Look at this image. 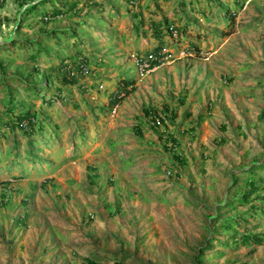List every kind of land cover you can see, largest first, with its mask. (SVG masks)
<instances>
[{
  "label": "rangeland",
  "instance_id": "obj_1",
  "mask_svg": "<svg viewBox=\"0 0 264 264\" xmlns=\"http://www.w3.org/2000/svg\"><path fill=\"white\" fill-rule=\"evenodd\" d=\"M110 1L118 7L119 2ZM242 1L219 0L218 10H238ZM3 3L0 44L15 29L19 12L18 0ZM244 5L229 35H222L226 41L199 40L201 57L174 55V60L139 78L144 84L124 100L115 126L100 133L98 154L85 152L78 165L68 156L69 151L75 154L82 148L83 152L74 135L83 133L77 125L94 142L98 132L92 136L91 128L100 121L90 115V106L109 114L105 97L88 81L100 86L112 79L106 73L95 75L91 66L101 60L106 64L104 72L114 74L119 69L120 74H128L131 59L135 63L133 53L110 57L122 53L119 37L126 22L111 20L112 10L106 4L109 11L104 14L81 6L78 16L68 14L49 22L31 18L24 23L27 29L21 35L32 40L49 30L74 28L81 41L74 49L82 56L86 53L91 73L82 75L76 59L72 85L64 87L62 98L52 107H42L40 99H29L21 81L60 87L63 75H49L43 59V71L37 72L20 57L11 61L9 53L0 54L5 67L0 70V115L8 96L2 80L17 78L7 81L16 99L35 111L44 108L43 121L52 124L45 135L54 134L56 139L51 147L42 146V158L53 163L57 178L66 184L40 183L46 175L43 166L25 160L26 177L15 180L10 171L14 154L20 151L24 156L31 145L38 160L41 141L19 129L0 139V264H264V245L236 249L231 233L219 226L227 218L264 209L259 200L250 204L235 200L249 190L248 172L243 169L264 164V0ZM200 20L203 26L204 19ZM205 28L220 33L217 26ZM106 40L113 42L107 46ZM71 48L61 47L59 52L68 56ZM73 81H77L74 87ZM79 83H87L92 93L84 92ZM40 91L55 95L53 90ZM166 108L177 114L172 121L165 116ZM145 109L163 114L166 121L154 125ZM174 139L177 151L171 148ZM174 152L179 161L172 157ZM67 161L69 167L63 164ZM234 178L243 181L233 182ZM259 188L251 199L264 194V185ZM263 218V228L256 233L264 231Z\"/></svg>",
  "mask_w": 264,
  "mask_h": 264
},
{
  "label": "trees",
  "instance_id": "obj_2",
  "mask_svg": "<svg viewBox=\"0 0 264 264\" xmlns=\"http://www.w3.org/2000/svg\"><path fill=\"white\" fill-rule=\"evenodd\" d=\"M5 0H0V6H2ZM115 0H112V2ZM117 1H138V0H117ZM203 1V0H201ZM237 2H240L242 0H234ZM213 2V3H212ZM247 2V0L242 1V5L238 10L231 8L222 9V11H219L218 13H215L216 9H219L218 5L221 4L219 0H208V5L205 9L199 10L200 13L204 15V17H207L206 20L208 23L212 25L217 26H224L228 33L231 32L233 28V24L235 22V19L238 17L239 11L243 9L244 4ZM47 3H49V7H47ZM211 3V4H210ZM19 4V12L18 17L21 16L19 19L15 20V29L12 31L10 35L5 37V40L2 44H0V54H6L9 53L11 55V61H15L19 57L21 59H24V62H27L31 65H33L34 70L37 72H42L41 70V64L40 61L43 59L44 65L47 66L45 68L46 72L49 75L56 74L61 76L63 75V83L56 87H51L48 85H30L29 82L26 80H22V87L25 90V92L28 93L29 99L31 101H35V99H40V103L42 107L44 105H47L48 107H52L55 103V100H58L59 98H62V88L65 85H72L71 78H73L72 72L75 67V62L73 60H70L69 56L61 55L59 50L61 47H73L77 48L80 46L81 41L78 39L80 37V34L74 29H55V30H49L41 35V37L37 40H32L29 38L23 37L22 31L27 29L24 26V23H26L31 18L39 19L42 22H49L51 20L60 18V17H66L68 14H72L74 16H78L81 14V4L83 7H90V8H97V12L103 13L105 5L109 4L110 9L113 11L114 15H116V12L118 11V8L114 7V5L111 4L110 0H66L65 2L59 0L58 2L53 3V0H18ZM215 7H214V5ZM223 6V4H222ZM180 9L184 10L185 8V2L180 3ZM156 8L159 9V6L156 5ZM222 8V7H220ZM179 9V10H180ZM161 10V9H159ZM193 11H196L195 8H192ZM93 11V10H90ZM218 12V10H217ZM216 14H218L216 16ZM201 15V14H200ZM211 15L212 17H208ZM89 17V16H87ZM216 17V19H215ZM79 19V18H78ZM142 23V24H141ZM84 25H87L84 23ZM135 26H141L144 27V20H140V22ZM151 29L154 33H156L157 36H160L162 40L166 39L168 41H171L170 43L167 42H161V44L156 48V50L153 52L155 56L161 58V57H169L173 53H175L170 46L174 43H177L178 46L184 43V47L180 51H185L188 54L196 55L197 57H201L203 50L198 44V41L201 39L200 36H197L195 38L190 35L191 30L194 29L191 23L179 24V21L172 20L170 22L169 19H165L160 21L159 23L154 22L151 25ZM1 30V28H0ZM189 38L191 40H189ZM53 45H56V48L52 47ZM175 45V44H174ZM167 49H171L169 53L163 54V52ZM76 53H78L76 51ZM79 55V66L80 70L82 66H87L89 60L84 57V55ZM148 59H151L152 54H149L146 56ZM159 66V63L155 62L153 66ZM0 70H5V67L0 64ZM55 75V76H56ZM44 77H48L44 73ZM7 77L3 73V79H6ZM8 79H16L17 78H7V80H2L3 85L6 87L7 90V98L4 102V111L2 115H0V139L7 137L8 132H12L15 130H20L22 132L28 133L30 136H38L40 139V143L38 146V153L40 154L39 159L37 160V155L34 154L35 147L30 145V148H28L23 154L21 155L20 151H17L14 154V157L12 158L11 165L13 171L12 174L15 179H24L26 177L24 168L22 166L23 161H30L33 166H51V161L44 160L45 155L43 154V150L41 148H49L53 145L55 137L50 136L48 134L45 135L46 128L50 127L52 124L50 122H44V108H40L38 110L32 109V107H27L29 104H25L24 101L17 100L15 93H13V90L11 86L8 84ZM74 82V81H73ZM134 80H127L124 79L121 81L120 85L122 86V90L126 93V96L130 91L134 90ZM129 87L132 88V90L128 89ZM54 91L53 96H47L46 94H43L42 91ZM182 102V101H181ZM152 109V108H151ZM151 109H145L144 113L148 116V118L153 120V124L157 125L158 121L159 124L161 122H165V117L163 114H157L154 110ZM166 118L168 119L167 115L169 116V119L172 121V119H175L177 114L171 115V112H169L168 108L164 111ZM46 125V126H45ZM50 125V126H49ZM54 125V124H53ZM56 131L57 127L54 126ZM6 129V130H5ZM39 133V134H38ZM77 134V133H76ZM40 135V136H39ZM75 135V134H74ZM36 136V137H37ZM45 145V146H44ZM43 146V147H42ZM17 147V146H16ZM178 147L177 143L174 142L172 144L173 151H177ZM170 148V149H171ZM28 151V152H27ZM76 157V156H74ZM173 158L180 160V157L174 152ZM2 162H0V169L3 167ZM244 171L248 172V178H246V184L249 186V190L245 192L243 198L235 199L239 203L242 202L243 204H250L252 202H257L259 200L260 203L264 205V194L257 195L254 199H251V197L255 194H257L260 190L259 187H261V184L264 185V176L260 175V172L264 174V164H252V168H244ZM1 171V170H0ZM19 174H17V172ZM43 172V168H42ZM1 174V173H0ZM259 180L260 182H256ZM238 181L241 182L243 180L234 178L233 182ZM6 184V183H4ZM228 206L233 208V202H228ZM264 216V209H254L252 213L244 214L241 216H236L232 218H227L225 220H222V222L219 224V226H223V229H226L227 232L231 233V235H228L233 239V243L235 245L236 249H242V248H248L253 246H261L264 245V231L260 233H256V229L263 228L261 219ZM248 217V218H247ZM213 218V217H212ZM264 219V218H263ZM251 221L254 224H251ZM218 226V227H219Z\"/></svg>",
  "mask_w": 264,
  "mask_h": 264
},
{
  "label": "crops",
  "instance_id": "obj_3",
  "mask_svg": "<svg viewBox=\"0 0 264 264\" xmlns=\"http://www.w3.org/2000/svg\"><path fill=\"white\" fill-rule=\"evenodd\" d=\"M115 1L119 2V4H120L119 5L118 3H116L118 5V7H117L118 11L116 12V15H119V16L118 17L116 15H115L116 17L113 16L114 14L112 11V12H110L111 13V20H114L117 22V21H119L118 19L120 18L121 20H125L126 23L123 25V27H124L123 30H120V37H119V41H121L120 50L122 51V53L113 54V56H110L112 58L119 57L120 54L125 55V54H130V53L132 54L133 53V54H138L139 56L145 57V56L153 53L156 50V48L161 44V42H163V41L167 42L169 39L167 40L165 37V39L162 40L160 36H157L156 33H154L152 31L151 25L154 22H157V23H159L160 21L163 22V20H165V19L166 20L169 19L170 22L172 20L179 21V24L182 23L184 25L188 22L191 23V25L193 26L194 29L191 30L190 35H192L193 38L200 36L201 39L204 40L206 38L209 39V37H210V39L214 40L215 42L217 39L219 41L222 40V42H224V41H226L227 36L224 35L225 37H222V35L224 33H227V35H229V33L227 32V30L224 26L212 25L210 23L207 24L208 23V21L206 20L207 17H204V15L199 12V10L203 11L204 7H205V9L207 6L210 7V5H208L206 2L208 0H203V1H201V0H138L135 2L134 1H132V2L131 1H117V0H115ZM249 1L250 0H247V2H249ZM181 2H185L184 10L180 9L181 8L180 7ZM82 5H84V4H81V6ZM156 5L159 6V9H161V10L157 9ZM169 5H172L173 8L167 9V8L163 7V6H169ZM119 7L121 8V10ZM192 8H195L196 11H193ZM244 8H245V5H244L243 9ZM109 9H107V11H109ZM243 9H241L240 11H242ZM107 11L104 8V11H102L103 12L102 14H104ZM110 11H111V9H110ZM215 13L219 14V10H218V12H215ZM124 14H126V15H124ZM218 14H216V16ZM200 18L204 19L203 26L200 23V21H201ZM141 19L144 20V27L143 28L141 26H139V27L135 26L140 22ZM215 19H216V17H215ZM93 21H96V19ZM117 24H115L114 26H116ZM205 26H207V27L217 26V27H219L218 30L220 31V33L218 32L219 34H215L211 31H209L207 28H205ZM110 29L112 31H114V32L116 31L118 33V29H114L112 24L110 26ZM210 34H211V36H210ZM115 36H116V33H114V37ZM221 37H222V39H221ZM189 40H191V39L189 38ZM112 42L113 41L106 40L105 43L107 44V46H110ZM170 42L171 41H168V43H170ZM174 44L171 45L170 48L175 53H179V51L184 47V45H183L184 43H182L179 46L177 43H174ZM100 47L102 48L104 46H100ZM77 54L78 53H76V50L74 48H71L70 54L68 55L71 58H69V59L73 60L74 62L76 61V59L79 60V55H77ZM84 54H86V53L84 52L83 55ZM188 56L194 57L195 55L188 54ZM84 57H86V56L84 55ZM104 57H106V56H104ZM104 61L106 62V60H104ZM117 61H118V63H121L120 59H117ZM126 61L127 60H125L122 63H125ZM100 62H101V60H99V63L95 61V63H94L95 66H91L93 68V70L96 69V72L94 74L98 75L99 77H103V75H105V73H106L107 76H109L108 79H112V80H109L111 82L109 84L108 83L101 84L100 86L97 83H96L97 85H95V83H94L95 81H88V83H90V85L92 87H95V88H93V90L98 89L100 95H103L105 97L106 103L108 106V108H106V109L109 110V114H107L105 112V110L100 109L99 106L98 107L97 106L92 107L89 105L90 106V108H89L90 109V115L94 116V119L100 121L99 126H97L96 129H94L93 127L91 128L94 130L93 134H91V135L93 136L95 134V132L96 133L98 132V134L94 135L92 137V138H96V141L90 142V140H88V137H87V131L83 130L82 128H79L80 126L77 125V129L80 130V132L83 131V133H80L79 135L82 137H85L87 139H85L84 142L80 145L82 147L84 146L83 152H80V151H82V148H81V150H76L75 154H73V152H71V151L68 152V156L70 158L73 156V158L75 160L73 162V165H78L80 158L87 151L88 152L91 151V152H94V154H98L97 151H99V145H100V142H98V138L101 137L102 134H105L108 126H112V125H113V127L115 126V121L119 119L118 115L122 113V109H123L122 105L126 101L125 99L131 97L132 94L137 90V87H140L144 84V82H141V80L140 81L138 80L139 76L137 73V66L135 63H133L132 59H131V66H129V69H128V74H120L119 69H117L118 72L114 73V74L113 73L109 74V72H111V70H109V72H107V71L104 72V69L106 68V64L104 62L103 63H100ZM46 67L47 66H45V68ZM98 79L99 78H97V80ZM124 79L135 81L134 90L130 91V93H128L127 96L123 100L116 101L117 95L119 93H125L124 91H126V90H122V88H121L122 86L120 85L121 81ZM230 79H232V78H230ZM101 83H103V82H101ZM76 84H77V81L74 82L72 87L76 86ZM84 84L85 85L81 86L82 83H79V85L83 88L84 92L91 94L92 89L88 90V88L85 87V86H87V83H84ZM107 85H108V87H107ZM66 86H68V85H65L64 87H66ZM64 87L62 88L63 92L65 91ZM128 89L132 90L131 87H129ZM63 92H62V94H63ZM116 105L118 106L117 111L115 113H113L114 106H116ZM97 115H98V117H96ZM97 129H100V130H97ZM100 133H102V134H100ZM95 136H98V137H95ZM88 145L91 147H88ZM74 156H76V157H74ZM68 163H70V162L67 161L66 163H63V164H66V167H69L67 165ZM45 173H46L45 176L38 175V177L42 176L39 179L40 183L43 182L45 184H49V186H51L53 184V186H54L57 184V182L58 183L61 182L64 185H66L65 181L62 182L63 179L57 178V175L59 174L58 170L56 171L53 167L51 170H47V172H45ZM68 181L69 180H67V182ZM51 190H52V188H51Z\"/></svg>",
  "mask_w": 264,
  "mask_h": 264
},
{
  "label": "clouds",
  "instance_id": "obj_4",
  "mask_svg": "<svg viewBox=\"0 0 264 264\" xmlns=\"http://www.w3.org/2000/svg\"><path fill=\"white\" fill-rule=\"evenodd\" d=\"M171 49H167V50H165L164 52H163V54H167V53H169V51H170ZM152 54V56H155V54H153V53H151ZM203 54V53H202ZM139 56L138 54H135V56ZM174 55H177V57H184L185 55H188V53L187 52H185V51H179V53H173L171 56H169V57H161V58H159V57H157V61L156 60H154V61H150V64H151V69H152V71L151 72H153L154 70H156L157 68H159V67H161L168 59H173V58H175L174 57ZM140 58H143V59H147V57L145 56V57H142V56H139ZM180 58V59H181ZM159 60V61H158ZM174 60V59H173ZM134 62H135V59H134ZM155 62H157V63H159V66L158 65H156V66H153V64H155ZM136 64V63H135ZM136 66H137V64H136ZM83 67V66H82ZM81 67V68H82ZM87 67L89 68V71H90V73H91V69H90V67L87 65ZM79 71H81L80 69H79ZM150 72V73H151ZM137 73H138V76H139V78L140 79H142L141 77H140V75H139V71H138V66H137ZM149 73V74H150ZM148 74V75H149ZM147 76V75H146ZM145 76V77H146ZM144 77V78H145ZM120 94H124V96H123V98L121 99V100H123L125 97H126V94L125 93H119L118 95H120ZM117 95V96H118ZM116 101H118V100H116ZM150 120V119H149ZM151 121H153V120H151ZM159 124V121H158V123H157V125ZM54 135V134H53ZM76 135V137H77V139H76V142H77V146L78 145H81L83 142H84V140L85 139H87V138H85V137H82V136H80L79 134H75ZM55 136V135H54ZM53 136V137H54ZM49 167V168H48ZM52 167H53V163L51 162V166H44V167H42V168H44L43 169V172L45 173V172H47V170H51L52 169ZM15 180H17V179H15ZM18 180H22V179H18ZM5 186H9L10 184L9 183H6V184H4Z\"/></svg>",
  "mask_w": 264,
  "mask_h": 264
},
{
  "label": "built area",
  "instance_id": "obj_5",
  "mask_svg": "<svg viewBox=\"0 0 264 264\" xmlns=\"http://www.w3.org/2000/svg\"><path fill=\"white\" fill-rule=\"evenodd\" d=\"M135 59V63L138 66V71H139V75L141 78H144L146 75H148L152 69H151V64L150 61H157V57L156 56H152L151 59H143L140 58L139 56H134ZM159 61V60H158ZM81 74L82 75H88L90 73L89 68L87 66H83L81 68ZM72 75L74 76V73L72 72ZM124 94H120L116 97V100H121L123 98ZM118 106H114L113 109V113H115L117 111Z\"/></svg>",
  "mask_w": 264,
  "mask_h": 264
}]
</instances>
